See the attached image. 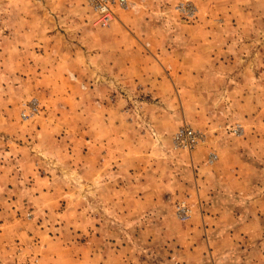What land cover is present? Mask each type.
I'll use <instances>...</instances> for the list:
<instances>
[{"label": "rangeland", "instance_id": "374dc122", "mask_svg": "<svg viewBox=\"0 0 264 264\" xmlns=\"http://www.w3.org/2000/svg\"><path fill=\"white\" fill-rule=\"evenodd\" d=\"M127 1L104 23L85 0H0V264H264L259 229L213 254L199 221L220 187L262 215L264 0ZM113 25L142 53L190 48V82L132 83Z\"/></svg>", "mask_w": 264, "mask_h": 264}, {"label": "crops", "instance_id": "0c3cea01", "mask_svg": "<svg viewBox=\"0 0 264 264\" xmlns=\"http://www.w3.org/2000/svg\"><path fill=\"white\" fill-rule=\"evenodd\" d=\"M111 31L118 34L117 36L114 35L116 38L114 40L115 42H112V45H117V47L122 50L120 53H114L116 55L113 61L116 65L121 67L128 77L130 76V78H132V83L144 89L146 88L156 97L170 98L176 94V91L177 93L180 91V87H183L179 82H190V48L189 50L186 49V51H179L180 49L178 50L177 47L171 46L169 50L168 47H166L165 52L161 51L162 55L158 52H147L145 48H142V51H144L142 53L139 52L140 50L138 51L136 49V45L141 43V41L136 36L134 39L125 27L113 25ZM147 43H149V45L151 44L150 42ZM141 47L142 46H138V48ZM168 64H170V66H167ZM167 67H169L171 71H168ZM193 70H195V68ZM192 75L194 76L193 72ZM186 90L190 92V86H187ZM218 192L221 194L219 197L227 199L225 201H219L217 205L214 200H209L212 198L211 196L208 200H204L209 201L208 207H206L204 203L201 205L203 209L209 210V215L204 213L202 218L203 221L201 219L199 220L201 224L205 225L203 232L208 240L214 237V239L218 241V249L216 250L214 247L213 251L209 249L210 252L216 254L223 250L222 248L224 245L227 248L228 246H232L235 242L239 247L244 245V251H252V248L249 250L244 244V240L248 244L250 243L253 245L254 240H257L258 237V229L262 232L261 234L264 235L262 226L264 225V184L252 188L253 201H251L248 206L249 210L254 212L256 209H261L262 215L257 211L255 213H249L253 216L248 217L243 222L235 217L236 212L233 213L231 207L226 204L228 197H231L230 194L234 193V191L231 192L227 188L220 187ZM223 194L225 196H223ZM192 227H190V229ZM192 231L193 234L190 235V257L194 256L196 252L195 239L192 238L194 237V230ZM238 241H242V245L238 244ZM223 253L225 254L226 252L224 251L222 254ZM192 261L193 258H190V264Z\"/></svg>", "mask_w": 264, "mask_h": 264}, {"label": "built area", "instance_id": "2783aa9c", "mask_svg": "<svg viewBox=\"0 0 264 264\" xmlns=\"http://www.w3.org/2000/svg\"><path fill=\"white\" fill-rule=\"evenodd\" d=\"M92 10L98 15L100 21L108 22L114 16V9L127 8V0H85ZM197 142V134L195 131L187 126H181L174 134L175 146L181 149L190 150L192 146ZM216 158L215 154L208 155V161H212Z\"/></svg>", "mask_w": 264, "mask_h": 264}]
</instances>
